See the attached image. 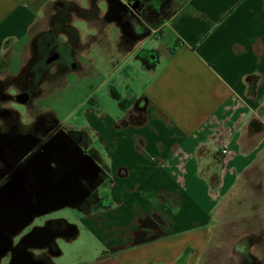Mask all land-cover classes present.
<instances>
[{
  "label": "crops",
  "instance_id": "obj_1",
  "mask_svg": "<svg viewBox=\"0 0 264 264\" xmlns=\"http://www.w3.org/2000/svg\"><path fill=\"white\" fill-rule=\"evenodd\" d=\"M59 2L96 12L82 16L72 11L74 22L86 21L94 33L82 40L73 22L83 48L76 56L80 67L70 71H83L80 57L96 46L112 58L110 30L115 26L121 30L115 39L120 56L138 63L147 77L137 89L130 77L125 91L121 83L111 84L113 97L123 98L119 115L105 119L91 111L89 125L73 126L87 129L92 145L99 141L92 147L109 174L106 190L97 191L104 206L84 211L105 249L78 264H177L186 248L191 253L185 264H195L205 248L223 246L221 234L231 231L239 238L250 225L264 227L259 203L251 202L253 212L260 211L254 215H236L229 222L221 217L253 193L262 194L264 206V0H171L172 13L161 23L153 26L142 19L149 31L136 43H124L122 25L106 17L108 0H87V5L81 0H0V79L29 69L36 36L52 27ZM169 31L172 45L162 43ZM153 38L159 47L146 44ZM56 39L64 42L66 34ZM15 57L21 61L17 74L9 69ZM88 58L93 76L100 74L98 59ZM119 70L115 66L109 78ZM50 73L56 81L61 75L56 66ZM46 83L38 82L33 105ZM91 101L98 106V99ZM253 120L259 122L256 132L249 131ZM71 231L58 239L80 234Z\"/></svg>",
  "mask_w": 264,
  "mask_h": 264
},
{
  "label": "flooded vegetation",
  "instance_id": "obj_2",
  "mask_svg": "<svg viewBox=\"0 0 264 264\" xmlns=\"http://www.w3.org/2000/svg\"><path fill=\"white\" fill-rule=\"evenodd\" d=\"M121 1L122 4L113 0L106 17L115 18L122 25L124 43H136L148 34L149 30L142 19L154 26L172 13L171 0ZM57 8L58 14L52 18V27L36 36L29 69L16 78L0 79V191L6 186L16 185L20 177L26 178L27 185L40 180L43 186L66 190L72 199L78 198L82 189L89 188L92 192L81 205L82 211H88L93 206H104L105 201L98 198L97 191L108 183L107 164L92 147L87 129L80 131L66 126L52 113H39L33 105L34 97L39 92L38 82L53 78L50 70L54 66L58 73L80 67L76 56L83 47L78 43L76 29L72 26L75 20L72 11L77 8L72 3L64 2H59ZM79 14L94 16L96 12L83 10ZM60 33L66 34L64 42L56 39ZM150 54L147 58L151 62L154 53ZM10 87L16 89L15 94L9 93ZM12 104L28 108L27 112L33 115L31 120L24 123L22 113ZM81 161L89 169L98 166V177L92 174L82 180ZM10 203V209L0 206V250L3 247L6 250L0 264H55L54 258L59 249L48 240L56 236L58 241L60 235L69 236L71 228L63 221L47 224L43 220L37 221L46 214L36 217L33 223L13 236V232H17L15 225L18 218L24 215L20 213L17 217L12 211L14 201ZM36 226L43 228L32 232ZM244 233L230 247L235 264H264V227L258 230L249 227Z\"/></svg>",
  "mask_w": 264,
  "mask_h": 264
},
{
  "label": "rangeland",
  "instance_id": "obj_3",
  "mask_svg": "<svg viewBox=\"0 0 264 264\" xmlns=\"http://www.w3.org/2000/svg\"><path fill=\"white\" fill-rule=\"evenodd\" d=\"M82 4L87 5V0H83ZM74 25L80 28L85 41L89 39L90 33H94V31L88 26V23L82 19L76 20ZM120 32L121 30L115 26H112L110 30V53H114L110 59L114 61L105 56L104 48L96 46L92 52L80 57L85 67L83 71L61 72V75L57 76V78H59L57 81L55 79V81L52 80L53 78L49 79L44 86L43 93L35 99L34 105L36 107L34 108L45 113H54L62 124L72 127L85 124L89 125L92 116L90 114L91 111H99V113H103L105 119L106 116H109L110 118L119 115L121 109L120 104L123 103V98L118 99V97H113L112 89L110 88L111 84L115 83L118 85V83H121L120 90L125 91L127 88L125 84L126 77H130L129 81L132 83V87L136 89L144 85L147 78H145L146 73L138 63H134L133 61L132 63H127L122 56H120V52L115 42V39ZM148 40L150 41H147L146 44H148L149 47H159L161 44L156 38ZM163 42L170 43V45L173 44L170 31L165 36V39L162 40V43ZM165 48L166 46L162 44L160 49ZM89 54L98 59L100 74L93 76L94 73L90 70L88 64ZM150 55L153 56V54ZM115 66L120 67V70L117 71L116 75L113 77L114 79L111 80L109 78V72H111ZM20 68L21 61L18 57H15L12 60L9 69L17 74L20 72ZM3 77L6 78L7 75ZM95 86H98V88L96 89ZM14 87L16 86L14 85ZM127 93H129V91ZM93 98L99 100L97 104L98 106L92 104L91 99ZM12 105L17 106L16 104ZM17 107L22 113L23 121L31 120L33 115L27 112L28 108L25 109V106ZM93 146L99 147V141H95ZM105 186L106 185L100 186L99 191L104 192L106 190ZM261 200L262 194L253 193L250 197H246V199L242 200L241 205L235 206L230 213L221 217L224 219V222H229L230 219L234 218L236 215L248 216L259 213L260 211L253 212L251 207L253 202L256 204L259 203L261 204L259 207L262 210L264 206H262L263 203ZM82 218L84 220L87 218L84 211L65 207L55 210L37 220L39 222L43 220L45 223L50 219H65L69 223L76 224L79 228L80 234L77 238L72 240L58 239L57 245L62 250V254L54 258L55 264H78L81 262H89L94 260L102 249H105L102 241L95 236V233L90 227L89 221H87V219L84 221ZM249 227H251V225ZM229 234L225 232L219 237L223 246H209L202 251L201 255L198 253L199 255L197 256L195 264H235V257L230 254V245L237 237H235V235L230 236ZM227 242H229L230 245H226Z\"/></svg>",
  "mask_w": 264,
  "mask_h": 264
},
{
  "label": "water",
  "instance_id": "obj_4",
  "mask_svg": "<svg viewBox=\"0 0 264 264\" xmlns=\"http://www.w3.org/2000/svg\"><path fill=\"white\" fill-rule=\"evenodd\" d=\"M108 1L110 2V5L113 2V0ZM116 1L122 4L121 0ZM259 128V122L257 120H253L250 124L249 131L256 132L257 130H259ZM94 165L98 164L95 163ZM97 167L94 166L89 169L86 167L85 163L81 161L80 176L82 180L87 179V177L91 176L92 174L96 176L99 172V169H97ZM96 177H98V175ZM26 181V178L20 177L17 179L16 185H10L8 187L6 186L0 191V206H6V209H10V202L14 201L12 211L14 210L15 214H17V217L20 213L24 215L22 216L23 218H18V223L15 225L17 232L14 231L13 236L19 233L23 229V227H26L27 225L33 223L35 218L38 216H42L65 207L80 209L81 205L85 203V200L90 196L92 192L91 189L84 188L78 195V198L72 199L68 195L66 190L56 189L51 187V185L43 186L40 180L31 185H27ZM51 221H63L68 227L74 230L72 235H77L79 232L76 224L69 223L65 219L47 220L46 224ZM37 228H43V226L34 227L32 229V232ZM56 238V236L50 238L48 240V243H55L57 245ZM10 242H12V239ZM3 248L2 250H0V260H2V258L6 255V250ZM58 249L59 252L57 253V255H59L61 252L59 246Z\"/></svg>",
  "mask_w": 264,
  "mask_h": 264
},
{
  "label": "trees",
  "instance_id": "obj_5",
  "mask_svg": "<svg viewBox=\"0 0 264 264\" xmlns=\"http://www.w3.org/2000/svg\"><path fill=\"white\" fill-rule=\"evenodd\" d=\"M190 253H191V249L186 248L182 253V255L180 256V258L178 259L177 264H185Z\"/></svg>",
  "mask_w": 264,
  "mask_h": 264
},
{
  "label": "clouds",
  "instance_id": "obj_6",
  "mask_svg": "<svg viewBox=\"0 0 264 264\" xmlns=\"http://www.w3.org/2000/svg\"><path fill=\"white\" fill-rule=\"evenodd\" d=\"M82 3H83V0H82ZM81 39H82V40L84 39V36H83V35H82ZM8 91H9V93H11V94H15V93H16V89H15V88H12V87H10V88L8 89ZM24 123H28V121L25 120Z\"/></svg>",
  "mask_w": 264,
  "mask_h": 264
},
{
  "label": "built area",
  "instance_id": "obj_7",
  "mask_svg": "<svg viewBox=\"0 0 264 264\" xmlns=\"http://www.w3.org/2000/svg\"><path fill=\"white\" fill-rule=\"evenodd\" d=\"M222 152L225 154L227 152V150L223 149Z\"/></svg>",
  "mask_w": 264,
  "mask_h": 264
}]
</instances>
